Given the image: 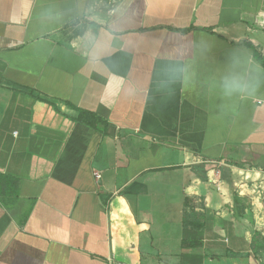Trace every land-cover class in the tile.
I'll list each match as a JSON object with an SVG mask.
<instances>
[{
	"label": "crops",
	"instance_id": "obj_1",
	"mask_svg": "<svg viewBox=\"0 0 264 264\" xmlns=\"http://www.w3.org/2000/svg\"><path fill=\"white\" fill-rule=\"evenodd\" d=\"M238 52L264 66V0H0V264H264Z\"/></svg>",
	"mask_w": 264,
	"mask_h": 264
},
{
	"label": "clouds",
	"instance_id": "obj_2",
	"mask_svg": "<svg viewBox=\"0 0 264 264\" xmlns=\"http://www.w3.org/2000/svg\"><path fill=\"white\" fill-rule=\"evenodd\" d=\"M84 43L96 48L99 37L95 33H86ZM264 84V66L258 64L247 53H236L222 72L218 74L216 87L222 97L232 99L254 95Z\"/></svg>",
	"mask_w": 264,
	"mask_h": 264
},
{
	"label": "trees",
	"instance_id": "obj_3",
	"mask_svg": "<svg viewBox=\"0 0 264 264\" xmlns=\"http://www.w3.org/2000/svg\"><path fill=\"white\" fill-rule=\"evenodd\" d=\"M80 113H81V115H86L85 112H82V111H81ZM190 219H191V213H190V214L187 213V214L185 215V221H189ZM190 243H191V242H190ZM184 244H185V242H184Z\"/></svg>",
	"mask_w": 264,
	"mask_h": 264
},
{
	"label": "built area",
	"instance_id": "obj_4",
	"mask_svg": "<svg viewBox=\"0 0 264 264\" xmlns=\"http://www.w3.org/2000/svg\"><path fill=\"white\" fill-rule=\"evenodd\" d=\"M96 177H97V178H100L101 175H100L99 173H96Z\"/></svg>",
	"mask_w": 264,
	"mask_h": 264
}]
</instances>
